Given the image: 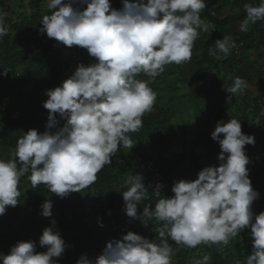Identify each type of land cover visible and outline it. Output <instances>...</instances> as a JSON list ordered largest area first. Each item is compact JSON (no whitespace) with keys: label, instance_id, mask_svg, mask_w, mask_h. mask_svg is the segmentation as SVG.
<instances>
[{"label":"clouds","instance_id":"obj_1","mask_svg":"<svg viewBox=\"0 0 264 264\" xmlns=\"http://www.w3.org/2000/svg\"><path fill=\"white\" fill-rule=\"evenodd\" d=\"M115 9L110 0H47L50 15L40 21L41 34L60 44L87 51L94 63L78 64L60 86L46 90L42 106L48 111L44 132L31 129L18 139L15 159H0V216L8 206L18 205V185L27 176L33 188L45 185L64 199L94 184L98 173L112 163L120 147L132 149L129 133L139 132L143 116L153 110L156 93L149 86L169 64L191 61L199 31L209 25L201 19L205 0H121ZM249 23L264 20V0L258 6L245 4ZM7 13L0 11V40L8 34ZM209 54L228 56L236 47L229 36L217 40ZM8 71L4 69V75ZM143 74L148 80L137 77ZM249 84L236 77L227 89L231 104ZM59 117V119L57 118ZM65 123L60 126V121ZM211 139L217 142L219 166H206L195 180L173 182L171 197L160 198L153 206L144 203L148 187L140 174L130 176L123 192V211L130 220L147 228L156 225L159 242L131 231L108 241L95 257L82 255L76 264H172L179 247L227 246L229 241L250 229L252 252L246 264H264V212L255 214L252 205L260 198L249 178L250 158L245 146L255 137L244 134L241 121L217 122ZM164 185L153 189L160 194ZM143 204L142 212L138 206ZM53 204L45 200L40 215L51 218ZM98 226L103 227L98 218ZM56 229L55 219L42 231L37 252L35 241H18L8 254L0 253V264H55L69 247ZM152 230V229H151ZM174 242L177 246L173 248ZM205 254L195 264H210Z\"/></svg>","mask_w":264,"mask_h":264},{"label":"trees","instance_id":"obj_2","mask_svg":"<svg viewBox=\"0 0 264 264\" xmlns=\"http://www.w3.org/2000/svg\"><path fill=\"white\" fill-rule=\"evenodd\" d=\"M46 0H31V6L33 15L26 21H20L16 24H10V28L15 33L16 37L29 38L35 22L37 19H42L45 14L40 13V4ZM111 6L115 9L122 7L121 0H110ZM206 8L201 13V19L208 25V30H211L216 35L223 39V36H232L236 25L241 24L246 17L244 9L245 4L252 6H258L260 0H205ZM228 8L227 11H224ZM237 10L236 13L233 11ZM251 30L262 31L264 34V20L258 21L256 24L249 23ZM199 31L198 39L194 41L192 49V58L189 61L190 68L194 73V80L196 84L201 83L204 80L205 75L209 71H213L217 68L218 64L223 65L226 57H222L219 63H213L208 58V54L202 53V57L197 59L194 54L200 51V47L203 39V32ZM28 45V44H27ZM59 43L54 39L47 38L44 34L43 40L40 44L34 48V55H32L29 63V67L22 71L20 75L13 73V66L16 60L17 54L13 46L12 38L8 34L0 40V89L6 87L8 84L19 89L22 86L30 83L32 78V72L37 73L40 76L39 82L33 86L30 95V103L27 106V112L25 116H19L18 120H12L10 113L14 110L12 101L5 95H0V159L10 152L13 153V159H15V148L19 138L23 136V133L31 129H36L38 132L45 131V125L47 123L48 111L43 108L42 104L48 97L45 95L46 90L54 89L61 85L65 80L64 78V64L60 59L61 53L58 48ZM205 46L215 49L213 43H206ZM29 49H25V52ZM4 69L8 71L7 75H4ZM139 79V76L137 77ZM150 86V85H149ZM153 91L155 87L150 86ZM43 93L40 104L36 109L32 108L33 96ZM222 105L226 104V98H222ZM221 114V112L219 113ZM258 114V111H254L248 116L242 117L241 128L245 134L250 129V121ZM31 116L29 124L27 126L22 125V121ZM220 116V115H219ZM59 119V117H57ZM173 113L169 109H165L161 106L159 98L156 99L153 110L146 113L143 120V127L139 132L129 133L130 138L133 140V148L141 147L142 144H153L158 148L153 161L161 162L158 167L162 173V179L165 183L163 191L169 194V197L174 194L171 192L174 181L180 180V171L183 163L187 164V169H190L194 173L193 180L197 178V173L203 168L200 165V160L205 159L209 162L210 158L220 152V147L217 150V145H210L205 139V124L196 123V141L190 147L189 151H183L176 155L174 159L168 160L163 157L164 150L173 146L184 144V133L181 132L180 138L177 137L175 131L171 125ZM264 120V119H263ZM65 121H60V126H63ZM264 138V123L260 126L259 139L262 141ZM202 149V151H199ZM216 152V153H215ZM216 166L217 162L210 161ZM141 161H134L130 155L126 154L122 149H118L116 154L112 157V163L106 165L99 173L96 182L87 188L85 191L87 194H94V198L100 201V211L97 213V218L105 219V221H111L118 217L115 212L116 208L121 206L123 202L122 194L127 190L126 184L120 186L119 180H121L122 173L127 167L133 171V175L140 172ZM262 176V177H261ZM253 189L264 186V168L257 170L254 174L249 175ZM27 180V176L22 177L18 185V191L20 193L18 197V203L24 202V194L22 193V181ZM145 186L148 187L150 179H144ZM31 184V182H30ZM32 186V185H31ZM33 188V187H32ZM34 192L31 196L32 199L25 205V209L20 211L19 214L12 215L10 206L6 209V214L0 216V253L8 254L10 248L14 246L18 241H35L37 243V252H45L46 248L39 247V238L42 235L44 228L50 226V220L55 219L56 229L60 232L61 237L65 243L69 245L65 253L72 256L78 255L79 258L82 255L89 257H95L101 253L102 240L99 233L91 228L86 227L84 223L79 222V209L83 204V197L70 194L68 197L61 199L54 195L55 202L53 204L51 218H44L40 215L42 209L41 205L48 197V189L45 185H38L33 188ZM261 198L258 201L262 206ZM142 209L139 212H142ZM23 213L21 215L20 213ZM121 225L124 226L128 223L130 229L137 231L142 223L139 220H130L126 215L124 216ZM249 229L242 231L240 234L245 238ZM125 232H122L117 239H120ZM154 242H159L158 235L146 234ZM173 244V242L170 241ZM211 256L210 264H224L221 254L217 250V245L211 246L209 251ZM78 259H59L55 264H76Z\"/></svg>","mask_w":264,"mask_h":264},{"label":"rangeland","instance_id":"obj_3","mask_svg":"<svg viewBox=\"0 0 264 264\" xmlns=\"http://www.w3.org/2000/svg\"><path fill=\"white\" fill-rule=\"evenodd\" d=\"M227 10L228 8L224 9V11ZM0 11L7 13L6 25L17 54L12 70L17 76L29 67L30 59L32 55H34V48L43 40L44 34L39 32V29L42 27L39 23L42 19L36 20L29 38H23V40H21L20 37L15 36V33L10 28V24H16L23 20L27 21L33 15L31 0H0ZM233 12L236 13L237 10ZM40 13L42 15L51 13L47 7V0L40 4ZM199 36H202V33ZM203 36L202 43L199 44L201 45L199 46L200 51L196 52L194 56L200 59L202 53H207L208 58L211 59L213 63H219L224 55L219 52H217V55H210V47L205 46V44H214L217 40H221V38L211 30L204 31ZM229 37L235 41L236 47L226 56L224 64H218L216 69L209 71L201 83H195L194 73L190 68L189 62H187L182 65H166L164 72L152 80L149 85L155 87L154 92L157 98H159L161 106L172 111L173 118L171 120V125L177 137L180 138L181 132L185 131L184 144L164 150L163 157L168 160L174 159L176 155L183 151H189L190 147L197 139V122L205 124V139L210 145H217L216 149L218 150V143L211 139V133L214 131L218 121L223 120L227 122L234 118L242 123V117L248 116L250 119L251 113L258 111V114L250 121V129L245 133L255 137L254 145L245 146L246 155L250 158V163L246 167L249 169V175H251L257 170L264 168V138L262 141L259 139L260 126L262 122L264 123V34L260 30H251L249 25L246 31H242L241 24H238L235 26L232 36ZM25 49H29V51L25 52ZM57 49L61 53L60 59L64 67H66L63 72L65 80L73 74L78 64L83 63L89 65L95 62L94 59L87 54L86 50L79 47L73 46L72 48H68L59 43ZM236 77H241L246 80L249 84V88L244 94L237 93L235 97H232L231 104H220L222 98H227L230 95L227 93V89L232 86ZM139 79L148 80L149 78L140 74ZM39 80L40 76L32 72L30 83L22 86L21 89L8 84L6 87L0 89V95L8 97L14 105L13 111L18 113L19 116L22 115V117H24L27 112L26 108L31 101L30 95L33 86L36 85ZM42 97L43 93H38L33 96V109L39 106ZM220 112L221 114H219ZM30 118L31 116L26 117L22 121V125L27 126ZM120 149L130 155L134 161H141L142 165L140 167V172L137 174L142 175L144 179H150L149 188L151 190L148 199L144 203H150L154 206L163 196L169 197V194L163 191L165 188L163 179L162 185H164V187L161 189V193L157 197L152 194V188L156 179L154 174L162 177V173L158 168L161 162L153 161L158 151L155 145L142 144L141 147L135 149L127 147H120ZM199 151H202V149H199ZM219 153L213 155L209 162L205 159H201V167L213 166L214 164L210 162L212 160L217 162L216 166H219L217 159ZM2 159L12 160L13 153L10 152ZM148 165L152 166L154 174L150 172L147 167ZM186 166L187 164L183 163L180 171V179L193 180L194 173L190 169H187ZM132 175L133 171L130 170V167H127L122 173L121 180H119L120 186H124L126 180ZM21 186L22 193L25 196L24 202L18 203L14 208L10 206L12 215L19 214L20 211H23L25 205L32 199L31 196L34 190L30 181L28 179L22 181ZM255 190L260 194L262 206L258 201H254L252 208L255 214H259L264 212V186L258 187ZM47 192V198L54 204L55 194H52L49 190ZM71 194L83 197V204L79 209L80 218L78 223H84L86 227L94 229L99 233L102 240V249L108 241L117 239L122 232L127 234V232L131 231L152 240L146 234H153L155 232V224H153V227L149 224L147 228L140 225L137 231L131 230L128 223H125L124 226L121 225L123 219L126 221L124 217L126 214L123 211L124 203L115 209V212L118 214L116 219L107 222L105 219L99 218L100 222L103 224V227H99L97 213L100 211V201L94 198L93 193L90 195L87 194L85 189L80 193ZM142 207L143 204L138 206V212ZM20 214L23 215L22 212ZM173 248H177L174 242ZM210 249L211 246L203 244L197 246L195 249L179 247V249L174 252L172 264H195L197 259L202 258L205 254L209 255ZM217 250L221 254L224 264H246V258L252 252L250 229L247 232L246 238L239 234L237 238L231 239L227 246L217 245ZM60 258L79 259V256L74 255L71 257V255L66 254ZM60 258H54L55 263H57Z\"/></svg>","mask_w":264,"mask_h":264},{"label":"built area","instance_id":"obj_4","mask_svg":"<svg viewBox=\"0 0 264 264\" xmlns=\"http://www.w3.org/2000/svg\"><path fill=\"white\" fill-rule=\"evenodd\" d=\"M10 117H11L12 120H18L19 119V115L15 111H12L10 113ZM147 167L150 170V172L154 174V171L152 169V166L148 165ZM154 175H155L156 179H155L154 186L152 188V192H153L152 194H153V196L157 197L159 194L155 193L153 189L155 188V186H156L157 183L162 184V177L161 176H157L156 174H154Z\"/></svg>","mask_w":264,"mask_h":264}]
</instances>
